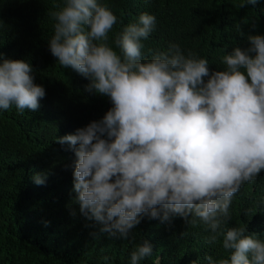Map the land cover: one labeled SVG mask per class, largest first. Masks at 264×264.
Wrapping results in <instances>:
<instances>
[{
	"label": "clouds",
	"instance_id": "1",
	"mask_svg": "<svg viewBox=\"0 0 264 264\" xmlns=\"http://www.w3.org/2000/svg\"><path fill=\"white\" fill-rule=\"evenodd\" d=\"M57 7L51 54L90 81L89 93L113 104L101 120L57 138L75 150L80 211L125 240L142 214L162 222L198 218L211 230L208 242L223 235L229 253L219 261L206 257L208 264H264V241L243 227L218 232L234 194L264 171V36L249 35V47L234 48L222 58L225 69L210 73L207 59L186 56L177 44L142 60L154 15L142 13L115 34L121 55L108 43L118 18L106 4L64 0ZM31 73L25 60L0 62V109H39L45 89ZM151 253L145 241L131 264Z\"/></svg>",
	"mask_w": 264,
	"mask_h": 264
},
{
	"label": "trees",
	"instance_id": "2",
	"mask_svg": "<svg viewBox=\"0 0 264 264\" xmlns=\"http://www.w3.org/2000/svg\"><path fill=\"white\" fill-rule=\"evenodd\" d=\"M63 3L0 0V62L27 61L34 83L45 89L35 112L20 111L15 104L0 109V264H131L132 251L145 241L152 253L139 264H208V256L217 261L229 258L223 235L209 243L211 230L198 218L194 224L180 216L162 222L142 214L125 240L102 231L101 222L80 211L74 189L75 150L57 138L101 120L113 104L107 96L89 93L90 81L60 66L51 54L56 23L51 12ZM98 3L118 18L108 43L121 55L115 34L136 23L142 13L155 16L153 31L142 39V60L177 44L186 56L192 52L207 59L211 73L225 69L222 58L234 48L249 47V35L264 36V0ZM37 175L44 183L35 182ZM229 213L218 232L243 227L246 235L264 241V171L234 194Z\"/></svg>",
	"mask_w": 264,
	"mask_h": 264
}]
</instances>
